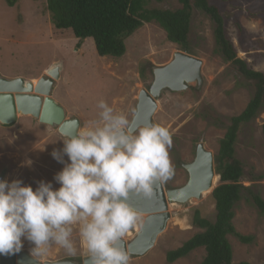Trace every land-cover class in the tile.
Instances as JSON below:
<instances>
[{"label":"rangeland","instance_id":"obj_1","mask_svg":"<svg viewBox=\"0 0 264 264\" xmlns=\"http://www.w3.org/2000/svg\"><path fill=\"white\" fill-rule=\"evenodd\" d=\"M219 5L227 18V33L239 57L253 69L264 71V0H210ZM151 6L177 9L179 0L151 1ZM214 22L201 9H195L190 35V51L167 38L166 31L155 21L145 23L127 40V51L122 57L102 56L94 39L80 43L71 29H58L47 0H0V77H22L37 82L48 77L47 70L60 66V78L54 81L51 96L66 113V118L77 117L80 127L98 118L97 103L106 101L130 123L136 113L140 91L149 89L153 81V67L169 63L176 51L189 53L202 60L203 82L189 84L180 91L164 90L157 99L154 123L166 126L172 133L170 158L174 175L164 183L166 188L180 187L189 179L182 163L192 162L199 143L218 154L232 116L240 114L249 103L252 87L216 52ZM145 70L146 78L141 70ZM223 120V121H222ZM264 112L241 128L236 143V155L244 163L243 184L264 198ZM63 136L57 126L42 123L31 115H20L10 125L0 123V175L5 180H22L33 190L38 182L51 181L53 188L60 185L53 179L62 170L51 153L63 148ZM67 162V156L64 157ZM213 187L200 199L187 203H170L171 217L155 245L144 255H131L130 264H200L206 250L200 247L173 263L167 261L169 250L180 247L202 229L192 224L194 208L202 216L214 220L216 216ZM250 194L235 209L233 220L237 232L252 236L244 243L235 235L229 240L233 262L264 264V214L252 202ZM136 224L123 237L132 240L143 225L145 215L139 214ZM72 240L75 255L52 244L39 261L72 259L83 264L88 257L81 244L78 225L73 226ZM32 245L24 241L23 250L30 253Z\"/></svg>","mask_w":264,"mask_h":264},{"label":"clouds","instance_id":"obj_2","mask_svg":"<svg viewBox=\"0 0 264 264\" xmlns=\"http://www.w3.org/2000/svg\"><path fill=\"white\" fill-rule=\"evenodd\" d=\"M97 108V119L51 153L64 165L53 178L58 188L51 181L33 190L22 180L0 179V256L18 254L24 241L32 245L31 258L46 256L52 244L75 255L78 225L88 264H130L120 241L138 215L127 198L132 192L149 196L157 181L172 178V133L158 123L133 130L127 116L102 99Z\"/></svg>","mask_w":264,"mask_h":264},{"label":"trees","instance_id":"obj_3","mask_svg":"<svg viewBox=\"0 0 264 264\" xmlns=\"http://www.w3.org/2000/svg\"><path fill=\"white\" fill-rule=\"evenodd\" d=\"M152 0H47V9L53 14L58 29H71L80 43L93 38L97 51L102 56L122 57L126 40L145 23L157 22L167 34L168 40L177 43L185 51L190 49V35L195 9L207 13L214 22L216 52L230 63L235 72L252 87V96L246 108L232 116L224 137L220 140L215 157L219 184L212 192L216 216L210 220L194 208L192 224L202 229L180 247L169 250L166 258L173 263L188 256L197 248L204 247L206 255L200 264H252L233 262V249L229 240L235 235L244 243H251L252 236L237 232L234 225L235 209L244 197L250 194L252 202L264 214V198L251 187L243 184L244 163L236 155V143L241 128L264 112V71L253 69L239 57L227 33V18L218 4L210 0H179L177 9L151 6ZM162 2L163 0H157ZM14 2V0H9ZM146 78L145 70H141ZM223 121V120H222ZM264 133V124H263Z\"/></svg>","mask_w":264,"mask_h":264},{"label":"water","instance_id":"obj_4","mask_svg":"<svg viewBox=\"0 0 264 264\" xmlns=\"http://www.w3.org/2000/svg\"><path fill=\"white\" fill-rule=\"evenodd\" d=\"M202 65L201 59L183 51H176L169 63L154 66L153 81L149 89L143 88L138 97L136 113L131 121L133 130L154 123L157 99L164 90H184L192 82H197L200 86L203 82ZM47 73L48 77L43 76L37 82L22 77H0V123L10 125L20 115H31L42 123L57 126L63 136L70 138L80 128V120L77 117L66 118L64 108L51 96L54 81L60 78V66L50 67ZM182 165L189 173V179L184 185L166 188L164 183L157 181L149 196L135 192L129 194L127 203L137 213L145 215L144 223L136 236L130 241L124 238L120 241V245L130 256L144 255L155 245L171 217L170 203H187L193 198L200 199L204 192L213 187L214 178L218 175L216 160L213 152L206 149L203 143L198 144L195 159ZM0 179H5V172L0 175ZM0 264L79 263L72 259L39 261L31 258L30 253L22 249L14 256H0ZM83 264H88V257L83 259Z\"/></svg>","mask_w":264,"mask_h":264},{"label":"bare ground","instance_id":"obj_5","mask_svg":"<svg viewBox=\"0 0 264 264\" xmlns=\"http://www.w3.org/2000/svg\"><path fill=\"white\" fill-rule=\"evenodd\" d=\"M214 181H215V178H214Z\"/></svg>","mask_w":264,"mask_h":264}]
</instances>
